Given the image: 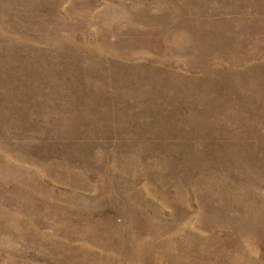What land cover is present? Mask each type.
<instances>
[{
	"label": "rangeland",
	"instance_id": "1",
	"mask_svg": "<svg viewBox=\"0 0 264 264\" xmlns=\"http://www.w3.org/2000/svg\"><path fill=\"white\" fill-rule=\"evenodd\" d=\"M0 264H264V0H0Z\"/></svg>",
	"mask_w": 264,
	"mask_h": 264
}]
</instances>
